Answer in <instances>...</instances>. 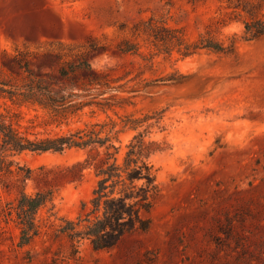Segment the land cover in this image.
<instances>
[{"label": "rangeland", "instance_id": "obj_1", "mask_svg": "<svg viewBox=\"0 0 264 264\" xmlns=\"http://www.w3.org/2000/svg\"><path fill=\"white\" fill-rule=\"evenodd\" d=\"M250 1L264 19V0ZM239 3L247 2L0 0V77L25 75L14 64L19 54L34 70L58 79L64 60L89 50L94 67L109 75L111 85H122L119 94L132 103L86 108L70 126L113 119L122 130V152L134 134L144 132L161 147L151 159L162 187L148 231L109 249L95 250L82 240L74 250L56 231L93 195V168L73 167L87 151L24 150L16 160L33 170L26 190L56 189L55 206L38 211L41 234L20 245L15 212L6 215L20 187L12 177L10 188L0 189V264H264V36L251 38L245 28L251 17L234 7ZM151 17L180 28L188 41L205 36L233 43L235 50L202 48L187 56L177 48L160 50L148 31L133 32ZM125 39L138 42L139 52H122ZM22 111L23 123L34 118L30 131L67 129L45 124L43 111L37 117L33 108ZM132 113L151 118L136 130L123 127L122 117Z\"/></svg>", "mask_w": 264, "mask_h": 264}, {"label": "trees", "instance_id": "obj_2", "mask_svg": "<svg viewBox=\"0 0 264 264\" xmlns=\"http://www.w3.org/2000/svg\"><path fill=\"white\" fill-rule=\"evenodd\" d=\"M246 2L234 7L250 15L245 28L251 38L262 37L264 19L258 17V4L250 0ZM142 30L154 37L153 42L158 49L171 52L177 48L183 56L202 48L235 50L233 43L225 46L205 36L188 41L180 28L158 23L153 17L140 20L133 32L140 34ZM119 49L122 52H139L140 44L125 39L119 44ZM58 55L63 58L65 53ZM71 55V59L61 63L58 79L50 73L34 70L30 61L19 54L14 56V64L23 68L25 75L19 74L17 80H14L16 76L10 79L0 77V189H9L12 177L18 183L17 202L9 207L6 215L11 216L15 212L20 227L19 244H30L42 232L38 211L48 205L54 208L56 189L28 192L25 186L33 170L17 161L16 156L24 150L61 152L70 148L85 149L87 156L73 167H79L81 172L85 167L93 168L97 177L93 195L89 202H83L76 218H62L56 233L67 236L74 250L79 248L82 240H88L95 250L109 249L125 237L152 227V212L162 187L158 178L159 168L151 157L161 147L156 140H147L146 134L138 131L122 152V130L116 129L117 123L113 119L70 126L71 119L86 108L92 112L96 108L115 110L116 106L132 103L130 97L119 94L122 85H111L109 75L94 67L89 50ZM56 82L60 84L57 86ZM108 90L116 92L105 96ZM24 106L37 111L36 117L43 111L45 124L66 125L67 129L47 134L30 131L34 118L28 119L29 124L23 123ZM150 118L149 114L144 117L127 114L122 117L123 127L136 130Z\"/></svg>", "mask_w": 264, "mask_h": 264}]
</instances>
